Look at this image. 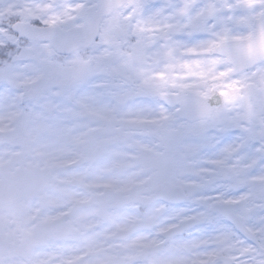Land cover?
I'll use <instances>...</instances> for the list:
<instances>
[{"label": "snow or ice", "instance_id": "6c2138e0", "mask_svg": "<svg viewBox=\"0 0 264 264\" xmlns=\"http://www.w3.org/2000/svg\"><path fill=\"white\" fill-rule=\"evenodd\" d=\"M14 15L0 24V98L13 116L48 87L45 58L73 53L80 78L91 64L79 51L93 48L117 57L133 94L178 133L163 198L180 205L174 227L190 239L161 264H264V0H53Z\"/></svg>", "mask_w": 264, "mask_h": 264}, {"label": "rangeland", "instance_id": "374dc122", "mask_svg": "<svg viewBox=\"0 0 264 264\" xmlns=\"http://www.w3.org/2000/svg\"><path fill=\"white\" fill-rule=\"evenodd\" d=\"M47 1L0 0V20L6 16L3 25L7 26L16 19L14 13ZM64 2L57 0V4ZM79 57L91 64L87 75L80 78L74 76L68 63L74 57L64 63L52 61L53 56L45 58L51 61L44 73L48 87L38 100L20 103L17 115L13 116L8 102L0 98V132L5 134L0 135V195L9 192L15 200L14 208H0V234L13 247V256L0 259V264H23L21 256L25 264H161L164 258L187 254L178 248L182 240L162 246V234L178 224L179 213L150 203L154 189L169 181V164L178 158V133L160 127L158 122L147 127L126 125L129 119L157 120L156 104L138 103L127 108L126 104L139 96L133 94L131 85L109 84L111 80L100 74L102 62L92 66L91 61L101 57L99 49L87 58L79 52ZM117 60L105 61L111 72L118 73L113 66ZM105 81L107 86L102 85ZM120 87L124 98L112 97L110 89ZM155 127L171 131L174 137L157 138ZM79 157L88 158L89 166L75 171L65 167ZM112 166L119 169L113 172ZM132 183L137 186L128 193ZM91 184H110L112 188L91 193L87 188ZM82 185L87 190L81 198ZM80 200L89 205L80 206ZM72 204L78 208L69 217ZM41 206L45 216L32 221ZM60 216L62 220L57 222ZM98 216L107 226L97 240L88 241L85 230ZM117 230L130 231L131 238L125 243L108 241L107 236ZM104 234L108 235L104 238ZM72 241L78 244L65 245ZM152 242H156L153 247L139 248ZM96 246L101 251L91 259L77 258Z\"/></svg>", "mask_w": 264, "mask_h": 264}, {"label": "water", "instance_id": "95a60500", "mask_svg": "<svg viewBox=\"0 0 264 264\" xmlns=\"http://www.w3.org/2000/svg\"><path fill=\"white\" fill-rule=\"evenodd\" d=\"M82 49H84V48H82ZM85 49H89V48H85ZM59 54H62V55H72L73 53H71V52H67V51H57Z\"/></svg>", "mask_w": 264, "mask_h": 264}, {"label": "flooded vegetation", "instance_id": "af4514ba", "mask_svg": "<svg viewBox=\"0 0 264 264\" xmlns=\"http://www.w3.org/2000/svg\"><path fill=\"white\" fill-rule=\"evenodd\" d=\"M1 259V258H0Z\"/></svg>", "mask_w": 264, "mask_h": 264}]
</instances>
